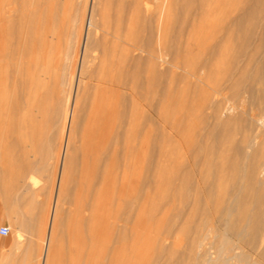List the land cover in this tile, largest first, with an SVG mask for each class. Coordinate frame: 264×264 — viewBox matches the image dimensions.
<instances>
[{
	"label": "rangeland",
	"instance_id": "374dc122",
	"mask_svg": "<svg viewBox=\"0 0 264 264\" xmlns=\"http://www.w3.org/2000/svg\"><path fill=\"white\" fill-rule=\"evenodd\" d=\"M240 1L207 0L202 4L200 0H49V2L48 0H0V89H2L0 90V228L6 226L11 229L10 235L0 236V264L41 263L44 240L48 231L45 218L47 212L50 213L56 194L60 167H62L60 156L67 142L66 130L69 123L67 113L74 102L77 110L76 119L74 118L75 122L68 139L67 155L70 159L65 168L67 183L65 191L68 190L63 197L64 210L61 208L60 217L54 228L55 244L53 243L51 261L54 260V264H184L190 261L188 258L190 256L200 257L201 251L193 242L196 234L192 236L188 228L192 223L188 226L184 225V220L189 217L190 208L195 203L193 192L180 190L181 193L178 189L175 191L172 187V177L175 169L180 174H178L180 179H184V176L186 178L191 172V178L195 182L202 176L209 177L212 171L206 163L207 157L201 147H208V154L213 155L217 150L220 133L223 131L220 132L210 113L201 109L204 102L201 100L204 99L202 94H206L209 88L208 79L203 84L206 79L204 75H200L203 78L199 76L202 81L204 79L203 82L196 77L185 76L189 75L187 71L193 66L198 67L205 58L206 53L203 50L210 46L212 35L225 28L224 20L227 16L236 13ZM149 4L150 6L146 7ZM200 9H208L210 13L200 15L198 14ZM92 10H94L92 19L95 22L92 21L94 24H99L98 27L101 29L98 34L94 25H89V14ZM88 30L93 37L95 50L84 57L83 48ZM150 42L157 50L170 47L167 59L176 57L181 68L164 64L155 69L146 58V53H140L143 55L139 86H137L138 94L133 95L130 89H121V96H119L120 92L119 97L110 93L109 98L110 94L105 93L104 100L111 101L113 108V113L111 112V123L114 125L113 139L102 144L100 151L92 155L85 137V127L87 129L86 124L88 125L94 103L102 102L103 99L102 90L98 87L100 82L97 79L103 76L102 70L105 67L106 71L107 68L109 70V63L115 60L113 62L115 64L118 61L122 50L128 52L135 43L136 46L141 44L140 46L147 47ZM46 44L47 47H44ZM113 47L119 52L116 53ZM104 49H110L107 51L110 53L107 54L108 64L102 67ZM15 52L18 56L14 54ZM41 60L44 61L43 64ZM34 62L35 65L32 64ZM131 62L126 61V70L133 65ZM37 64L40 67L38 69L35 67ZM81 66L83 67L80 72ZM115 66L113 72H116ZM186 66L191 69L189 67L187 69ZM224 66V64L220 65V68L223 69ZM184 69H187L186 72ZM24 79L28 80V84ZM117 79H120L119 75ZM121 79L127 84H132L129 78L121 77ZM39 80H42L41 84ZM198 81L201 83L198 84ZM24 84H27L26 87L30 90L23 88ZM38 84L41 86H37ZM203 85L205 89L201 87ZM39 90L41 96H38L35 108L30 107L31 98L34 96L30 97L31 93L39 92L40 95ZM52 90H54L53 96ZM50 97L54 100L49 99ZM115 97L120 100H116ZM48 100L54 102L52 103L54 107ZM122 105L127 110L123 109ZM115 108L118 110L114 111ZM132 109L136 113L132 112ZM30 112L37 115H33L36 117L34 120L33 117L30 118ZM126 114H130L127 119ZM129 117L134 118L135 121L138 118L137 122H141V125L136 126V122L130 128ZM24 118H30L32 124ZM121 123L123 129L118 130ZM115 132H119L122 138L119 147L116 146ZM240 138V135L236 137L237 140ZM224 153L231 156L232 147L227 145ZM215 158L212 157L213 160ZM190 169L191 171H188ZM118 173L120 174L117 175ZM106 175H110L112 181ZM171 175L173 176L170 177ZM123 179L128 183L123 182ZM130 180L134 188L131 187ZM103 182L106 183L108 190L107 219L103 235L98 234V229L101 233V228L98 227L96 236L94 221L90 216L95 211L93 206L96 193L99 187L104 185ZM124 183L125 185H122ZM120 188L123 190L121 191ZM184 193L188 199L191 198L189 201L191 204L184 203L181 199ZM203 196L204 194L201 198ZM176 197L178 199L174 200ZM41 209H43L42 213ZM136 211L140 212L138 217ZM177 212L182 216L175 223L173 218ZM117 216H119L118 220L121 217V222L115 219ZM85 219H89L87 223ZM200 220V217L197 218L194 224L200 223ZM212 225L208 224L209 227ZM213 236L212 234L209 240L213 239L215 242L217 238ZM130 239H132L131 243ZM209 240L205 243H209ZM189 246L192 247V252ZM261 251L263 252L264 248ZM198 253L200 255L197 256ZM144 255L148 258L146 259ZM154 258L157 262L152 260Z\"/></svg>",
	"mask_w": 264,
	"mask_h": 264
},
{
	"label": "bare ground",
	"instance_id": "6f19581e",
	"mask_svg": "<svg viewBox=\"0 0 264 264\" xmlns=\"http://www.w3.org/2000/svg\"><path fill=\"white\" fill-rule=\"evenodd\" d=\"M55 1H57V0H55ZM206 1L207 0H200V3L203 4V2H206ZM48 2H49V0H48ZM219 4L220 3L218 2V6L220 7ZM68 6H70V5H68ZM149 6H150V4L146 7H149ZM48 7H49V5H48ZM61 7L63 9V6H61ZM134 8H136V7H134ZM150 8H148V10ZM46 9H47V7H46ZM61 12H63V11H61ZM209 13H210V10H208V9H206V10L200 9V12L198 14L204 16V15H207ZM89 15H90L89 16L90 17L89 25L90 26L94 25V27L96 29V34H98L99 33L98 31L100 29L98 27L99 24L98 25L94 24L93 23L94 20L92 19L94 16V10H92L91 14H89ZM224 22H225V28L216 32V34L212 35V37H211L212 40H211L210 46H208L207 48H205L203 50L206 53L205 58H203V60L200 62L198 67L193 66V68L191 69L188 66L191 70L187 71L189 75L185 76L186 78H187V76L188 77L192 76V78L196 77V79L198 78L199 80L202 81L201 78H203V77L200 75H204V77H206V79H205V82H203L204 81V79H203V81H202L203 84H205L207 79H208L207 85L209 88H207V89L209 91L206 90L207 93L205 91L206 94H204V95L202 94V97L204 99L201 98V100H202V102L204 100V102L201 106V109L208 111V113H210V117L215 120L216 126L219 128L220 132L221 131H223V132L220 133V139L218 140V146H216L217 150L213 155L208 154V147H201L204 155L207 157L206 163L212 171V174H210L211 172L208 173V174H210L209 177H203L202 176L199 178L198 181L195 182V180H192V178H191L192 177V174H191L192 172H191V173H188L186 175V178L184 176V179H180L178 176L179 173L176 171L177 169H175V171H174V176L173 175L170 176V177L173 176L172 177L173 178L172 179V181H173L172 187H174L175 191L178 189V191L185 190L186 192L187 191H190L191 193L193 192V194H192V196H194L193 201H195L194 206L192 208H190L191 210L189 211L190 212L189 217L185 218V220H184V225L188 226L189 223H192V225H190L188 228L191 231V233L193 234L192 236H194L196 234L195 235L196 237L194 236L193 242L196 244L197 249H200L199 251H201L200 252L201 255L199 253L196 255L197 256L200 255V257H193V256L191 257L189 255L190 257H188V258L190 259V261L188 263H184V264H264V251L263 252L261 251L264 248V0H241L238 7H237L236 13L234 15L227 16V18H226V20H224ZM66 23H67V21H66ZM68 24H69V22H68ZM52 25H54V24H52ZM258 28L260 29V31H258L259 33L257 32ZM53 31H54V29H53ZM42 38L44 39V37H42ZM92 38L93 37L89 34V30H88V32L85 36V43H84V48H83L84 57H85V55H88L89 52H93V50H95L93 48L94 40ZM47 44L44 47H47ZM140 45L136 46V43H135V45L133 44V47L130 50H128V52L122 50L119 53L120 56L118 58V61H116L117 64L113 63V62H115V60L108 64L107 57H108L110 52L107 53V51H110L111 47L109 50L104 49V52H103L104 55H103L101 64H103L102 67H105L108 64L109 70L107 68V71H106L105 70L106 67H105L104 68L105 71L102 70V73H104V74L101 73L103 76H101L100 78L98 77L99 79H97L100 82V84H98V87L102 90L101 97L103 96V99L101 100L102 102L96 101L94 103L93 108H91L93 111L90 115L88 125L86 124L87 129L84 126L85 127V135H86L85 137H87V141L89 142L90 153L92 155H95L97 152L100 151V146L102 147V144L107 143L108 141L111 140L112 131L114 129V125H113V123H111V117H112L111 112H112L113 108L111 107L112 106L111 101L106 102L107 100H104L105 95L107 93H108V95L110 93H112V94L114 93V94H117V96H118L119 92L122 91L121 89H123V90L124 89H130V90H132L133 95L138 94L137 93V86H139V75L141 73L140 66L142 63V55H143V54L140 55V53H143V52L146 53V56H147L146 58L150 61V63H152V65L155 69L157 68V66L162 67L164 64H168L171 67L177 68V69L181 68V64H179V62H177L176 57L173 59H170V60L167 59L169 57L170 47H165L164 50H162V49L157 50L152 46L151 42L147 44V47H143ZM175 48H177V46ZM189 48H190V46H189ZM112 51H114V50H112ZM118 52L116 50V53H118ZM19 53L20 52H18V54ZM114 53H115V51H114ZM116 53H115V55H118ZM175 53L177 56V49L175 50ZM190 53H191V51H190ZM14 54H16V52ZM18 54H16V55L18 56ZM20 56H21V53H20ZM40 57H41V55L39 56V60H40ZM110 57H112V56H110ZM42 58L44 59L45 57H42ZM31 60H33V59H31ZM105 60L107 61V63H105L106 62ZM127 60H129V62L132 61L131 63H133V65L129 64V66L131 65V67L128 70H126L127 68L125 65ZM43 62L44 61H42V64H43ZM56 62L58 63V61H56ZM37 63H38V61H37ZM93 63H95V62H93ZM32 64L35 65V62ZM39 64L42 66L41 63H39ZM223 64L225 65L224 66L225 68L221 69L220 65H223ZM114 65H116L115 66L116 72L112 71ZM226 65H227V67H226ZM21 67L23 68L22 65H21ZM35 67L37 69L40 68V67H38V64ZM82 67L83 66H81V68H80V72L82 71ZM102 67H101V69H102ZM188 67H187V69H188ZM191 67H192V65H191ZM221 67H223V66H221ZM52 68H54V67H52ZM97 69H98V67H97ZM101 69H100V71H101ZM151 69L153 70L152 67H151ZM187 69H184V71L186 72ZM45 70H46V67H45ZM46 72H49V71H46ZM101 74H99V76ZM117 75H119L120 79H117ZM183 75H185V73ZM121 77L131 79L132 84H129V83L127 84V82L125 80L121 79ZM3 78H4V76H3ZM18 78H20V77H18ZM30 78H32V77L30 76ZM192 78L190 77V79H192ZM14 79H17V78H14ZM78 79H80V78H78ZM190 79L188 78V80H190ZM28 80H29V78H28ZM32 80H33V78H32ZM42 80H39L40 84H41ZM25 81H26V79H24V82ZM31 81H29V82H31ZM34 81H36V79ZM0 83H1V81H0ZM47 83H46V85L49 86L48 85L49 83L48 84ZM199 83H201V82L198 81V84ZM27 84H28V82H27ZM40 84H38L37 86H39ZM26 85L24 84L23 88L24 87L27 88ZM128 85L130 86V88H128ZM201 87L204 88V85ZM28 89L29 88H27V90ZM46 89H49V88H46ZM0 90H2V89H0ZM24 91H26V89H24ZM39 91H40V95H39V92H35V93L32 92L33 94L31 93L30 97H32L33 95L34 96H33V98H31L33 103L32 102L30 103V107L35 108V105H36L35 103H37L38 96L39 97L41 96V90H39ZM42 91H43V89H42ZM53 91L54 90L51 91V94L53 93ZM26 92H25V94H26ZM92 94H93V92H92ZM121 94L122 93L120 92L119 96H121ZM50 95H48V97ZM23 96H24V94H23ZM52 96H53V94H52ZM96 97H98V96L96 95ZM108 97L110 98L111 94ZM2 98H3V96H2ZM27 98H28V96H27ZM52 98L50 97L49 99H52ZM52 100H54V99H52ZM116 100H118V99L116 98ZM119 100H120V98H119ZM48 101H50L51 104L54 103L51 100H48ZM122 101H124V100H122ZM124 102H127V101H124ZM46 103H49V102L46 101ZM28 105H29V103H28ZM28 105L26 104V106L29 108ZM46 106H47V104H46ZM51 106H53V104ZM43 108H44V106H43ZM65 108H64V110H65ZM75 108H76V105L74 102L72 108L70 110H68V113H67V118L69 119V123L67 122L68 128L66 130L67 131L66 132L67 142L65 145L64 152H63L62 156H60L62 158L61 159L62 160V165H61L62 167H60L61 170H60L59 177H58L56 194H55V197L53 198L54 201L52 203L50 213L47 212V214H46L47 217L45 218L46 225L48 226V231L46 233L47 234L46 239L44 240L43 253L41 256L42 260H41L40 264H51V262H52L51 260L53 258V246L55 244L54 239H53L54 238L53 237L54 228L57 224V220L60 217L64 193L68 190L67 189L65 191L66 184H67L66 183V173H65L66 170H65V168H66V165L68 164L69 159H70L68 157L69 155H67V148L69 145L68 139L70 137L71 130L73 129V125L75 122V120H74V118L76 116L75 111H77V110H75ZM125 108L126 107L123 106V109H125ZM132 108H134V107L132 106ZM29 109H31V108H29ZM115 110H118V109L115 108L114 111ZM126 110H127V108H126ZM43 111H44V109H43ZM34 112H35V110H34ZM132 112L136 113L134 109H132ZM30 113H31L30 118L32 119L34 114L32 112H30ZM137 113H138V111H137ZM36 114H38V113H36ZM42 114H43V112H42ZM121 114H122V112H121ZM130 114H132V113L130 112ZM130 114H126V117L125 116L124 117L127 119L128 118L127 116H129ZM26 115L27 114H25V116ZM123 115L124 114H122V116ZM34 116H37V115H34ZM41 117H43V116L41 115ZM30 118H24V119H25V121H27V119H28V122L32 124V122L29 121ZM34 118H36V117H33L32 120H34ZM121 118H123V117H121ZM121 118H119V119H121ZM123 119H121V120H123ZM136 119L138 120V118H136ZM137 120L135 121L134 118L129 117L128 123L130 124V128H131V126H134L133 124H135L137 122ZM137 124L141 125V122H137L136 126H138ZM21 126H22V124H21ZM29 126H31V125H29ZM119 126H118V130H119V128L123 129L122 123ZM127 129L128 128H126V130ZM135 131H137V130H135ZM118 133H116L117 139L115 142H116V146L119 147V142H121L122 138H121V135H119ZM123 133H125V132H123ZM113 134H114V132H113ZM127 134H129V133H127ZM238 135L241 136V138L239 140L236 139V137ZM123 138L125 139V137H123ZM124 141H127V140H124ZM124 144H126V143L124 142ZM227 145H230L232 147L233 154L231 156H227L224 153ZM123 149H125V147ZM117 150H118V148H117ZM108 153H109V151H108ZM119 153L120 152L118 150V154ZM115 155H116V153H115ZM99 156H100V154H99ZM195 156H193V157H195ZM214 156L216 158L217 157L218 158L217 159L215 158V160H213L212 157H214ZM225 156H227V157L225 158ZM195 159H198V158L195 157ZM200 159H201V157H200ZM192 162L193 161H191V163ZM204 168H205V166H204ZM106 170H108V169H106ZM205 170H207V169H205ZM188 171H191V169ZM205 173H206V171H205ZM205 173L203 172V174H205ZM119 174L120 173H118L117 175H119ZM103 177H104V175H103ZM107 177H110V175ZM128 178H130V177H128ZM109 179L112 181L111 177ZM126 180L123 179V182ZM113 181H114V179H113ZM126 182L128 183V181H126ZM143 182H145V181H143ZM100 183H101V180H100ZM103 183H104V185L101 188L99 187V191H98V193H96L97 194L96 201H95L94 206H93L95 208V211L93 208L92 210L94 211V213L91 211L93 214L91 213L92 215L90 216V218H92V220L94 221L93 224L95 227V231H94L95 235L97 234L96 229L98 227L101 228V233H99L100 230L98 229V234L103 235L102 232L105 231V223H106V219H107L108 190H107V187L105 185L106 183L105 182H103ZM130 183H131V180H130ZM107 184H108V182H107ZM122 185H125V183ZM131 185H132V183H131ZM131 187L134 188L133 185ZM121 189L122 188H120V190ZM145 189H146V187L144 188V190ZM134 192H137V191H134ZM180 192L182 193V191H180ZM190 192H189V194H191ZM200 193H202L201 195L204 194L203 198H201ZM123 194L125 196L124 192H123ZM114 195H115V193H114ZM167 196L169 197V195H167ZM182 196H183V198H181V199L184 201V203L185 202L189 203L191 198L188 199V197L185 196V193H184V195H181V197ZM31 198H33V197H31ZM142 199H143V197H142ZM176 199H178V198L176 197L174 200H176ZM20 201H21V198H20ZM119 202H121V201H119ZM174 202H177V201H174ZM127 203H128V201H127ZM189 204H191V203H189ZM186 205H188V204H186ZM27 206H29V204ZM42 210L43 209H41V213H42ZM136 213H137V211H136ZM136 213H134V215H136ZM138 213H140V212H138ZM138 213H137V217H138ZM31 214H30V216H32ZM128 214L131 215L130 213H128ZM118 215H119V213H118ZM114 216H113V218H114ZM181 216H182V214L177 212L173 218L174 222L176 223L178 221V219H181ZM183 216H185V215H183ZM118 217L119 216H117L115 219H117ZM199 217L201 218L200 223L197 224L195 222V224H194V221ZM113 218H112V220H113ZM31 219H33V216L31 217ZM119 219L120 220L117 219L118 222L119 221L121 222V217ZM87 220H89V219H87ZM87 220H86V223H87ZM29 221H31V220L29 219ZM136 221L138 222L137 218H136ZM38 222H36V223L38 224ZM114 222H116V221H114ZM133 222H134V220H133ZM120 224H122V223H120ZM120 224H118V225H120ZM208 224H213V225L209 227ZM115 225H117V223ZM131 225H132V221H131ZM103 227H104V229H103ZM137 227H138V225H137ZM121 231H122V229H121ZM190 231H188V233H190ZM108 232H109V229H108ZM212 234L214 235L213 237L217 238L216 241L219 240L217 244H215V242H216L215 240H214L215 242H213V239H211L212 242H210L211 240H209V238ZM185 236H187V234ZM130 240H131L130 241V243H131L132 239H130ZM155 240H157V239H155ZM207 240H209V243H205V242H207ZM155 246H157V245H155ZM184 248H185V246H184ZM189 248H190V246H189ZM189 248H187V249H189ZM191 248H190V252H192ZM163 252H164V250H163ZM195 253L196 252L194 251V254ZM38 254H39V252H38ZM191 255H193V253ZM147 258L148 257H146V259ZM152 260H156V259L154 258ZM53 262L55 263L54 260H53ZM154 262H157V260ZM179 262H180V260H179Z\"/></svg>",
	"mask_w": 264,
	"mask_h": 264
},
{
	"label": "built area",
	"instance_id": "2783aa9c",
	"mask_svg": "<svg viewBox=\"0 0 264 264\" xmlns=\"http://www.w3.org/2000/svg\"><path fill=\"white\" fill-rule=\"evenodd\" d=\"M11 233V229L9 227H1L0 228V236L6 237L8 235H10Z\"/></svg>",
	"mask_w": 264,
	"mask_h": 264
}]
</instances>
